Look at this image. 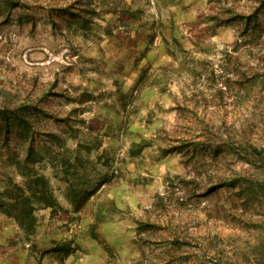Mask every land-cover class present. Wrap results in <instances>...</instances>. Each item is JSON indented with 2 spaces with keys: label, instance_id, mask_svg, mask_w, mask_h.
<instances>
[{
  "label": "rangeland",
  "instance_id": "1",
  "mask_svg": "<svg viewBox=\"0 0 264 264\" xmlns=\"http://www.w3.org/2000/svg\"><path fill=\"white\" fill-rule=\"evenodd\" d=\"M264 0H0V264H264Z\"/></svg>",
  "mask_w": 264,
  "mask_h": 264
},
{
  "label": "bare ground",
  "instance_id": "2",
  "mask_svg": "<svg viewBox=\"0 0 264 264\" xmlns=\"http://www.w3.org/2000/svg\"><path fill=\"white\" fill-rule=\"evenodd\" d=\"M264 229V219L260 220L257 224V233L258 235H261V231Z\"/></svg>",
  "mask_w": 264,
  "mask_h": 264
},
{
  "label": "trees",
  "instance_id": "3",
  "mask_svg": "<svg viewBox=\"0 0 264 264\" xmlns=\"http://www.w3.org/2000/svg\"><path fill=\"white\" fill-rule=\"evenodd\" d=\"M258 224V223H257ZM256 231H257V227H256Z\"/></svg>",
  "mask_w": 264,
  "mask_h": 264
}]
</instances>
